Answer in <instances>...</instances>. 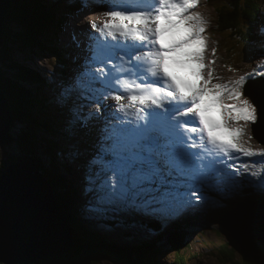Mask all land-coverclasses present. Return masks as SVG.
<instances>
[{"label": "snow or ice", "instance_id": "obj_1", "mask_svg": "<svg viewBox=\"0 0 264 264\" xmlns=\"http://www.w3.org/2000/svg\"><path fill=\"white\" fill-rule=\"evenodd\" d=\"M90 3L85 0V6ZM198 4L199 0H100L102 25L90 21L92 31L99 35L93 38L80 79L66 86V103L75 120L69 123L70 135L87 130L91 123L82 122L71 105L76 87L98 86L96 90L102 89L95 98L98 111L106 110L101 98L110 96L117 112L129 116L134 108L135 119L120 120L113 113L118 122L101 129L98 145L105 163L90 177L88 188L98 210L111 206L137 214L163 212L174 205L191 204L187 197L197 193V200L206 202L218 185L236 184V176L249 173L246 162L237 166L219 157H260L259 164L264 165V150L245 147L240 143L245 128L229 123L257 120L256 105L243 98L247 76L230 84H213L217 77L209 68L204 78L206 21L191 11ZM181 54L197 65L191 72L202 81L198 86L170 71H188L187 61L178 59ZM225 98L235 103L226 105ZM122 100L128 101V107L121 105ZM250 175L258 177L264 191V174L251 171Z\"/></svg>", "mask_w": 264, "mask_h": 264}, {"label": "rangeland", "instance_id": "obj_2", "mask_svg": "<svg viewBox=\"0 0 264 264\" xmlns=\"http://www.w3.org/2000/svg\"><path fill=\"white\" fill-rule=\"evenodd\" d=\"M51 1L52 2H50V4L53 6L55 16L60 21V23L56 22V27L50 28L48 26V28H45L44 35L46 37H52V34H55V42L53 43L52 40H47L48 42L46 43L42 42L46 52L30 49L22 54L20 52L13 51L12 57L21 62V64L27 68H31L35 71L37 70L40 75L42 73V79H44L45 82L40 89L42 95L44 94L49 98V102L47 103V110L42 112L38 110L36 112V117L43 125L47 122L52 125H59L61 132L57 133V136L60 142L66 146L67 152L69 153L68 155H72L73 151H79L80 154V150L78 149L80 148V145L78 142L81 140L82 133L76 131L75 134L70 135L72 129L69 126V123L71 122L74 124L75 120L72 117V113L69 111L68 103H66V101L69 99V97L66 95V86L74 85L75 82L80 79V74L84 71L86 57L90 55L89 48L94 47L92 45L93 38L99 35L98 33H94L92 31L90 27V21L94 20L97 25H100L99 21H101L103 17L99 16L98 13L104 9L99 6L100 0H91V3L88 6H85V0H83L82 9L78 12H70L69 14L67 9L63 10L62 7L63 5H66L69 2H75L76 0ZM258 7H260V9L258 10V18L256 20L257 38L253 43H251L252 45H248L249 42H247V39L244 35L245 25L243 24V20L238 22L239 26L237 27V31L234 32L236 33L235 36H233V33L230 34L229 32L221 34L215 32L217 31V14L215 8L210 5L209 0H199L198 6L191 10L193 12L196 11L199 13L206 21L204 25L205 32L203 34L207 45L204 52V64L206 66L203 70L204 78H207V72L209 68L214 70V74L217 77V79L212 81L213 84H230L231 82L238 80L241 76H247V82L242 88L243 98H248L254 105L256 101L259 99L262 100L264 97L263 94H261L264 92V90H262L264 89V75L256 74L259 72H264V32H262V29H264V0H259ZM58 8L60 10L57 13L56 9ZM54 12L49 13L52 15ZM15 14H17L19 16V20H21L19 15L20 12L16 11ZM22 21L25 22V19ZM43 21L46 25L49 22L45 17ZM12 26L16 32H23V28L19 22H17L16 25L12 24ZM89 39L91 42L90 46ZM248 46H252V50H250ZM49 48H53L58 51H68L67 56L70 59L69 65L67 66L68 74L71 71V75L77 74V76L69 75V77L66 78L63 72L65 67L62 58L53 51H50ZM214 49L215 55H213ZM189 50L191 51L194 49ZM213 60H215V64L211 63ZM2 68L3 66L0 63V69L2 70ZM250 73L253 75H249ZM221 74H224V76ZM20 79L23 80L21 83L16 82L19 87L23 88L24 90L27 89V91L31 93L36 92L34 90L35 86L33 87L24 78ZM85 83L87 84L86 78ZM200 83H202V81H199V84ZM97 87L98 86H90L87 87L86 90L76 87L71 95V105L74 111L78 113L80 120L84 123H88L90 120L94 121V123L91 122L90 131H87L89 134H91V136L94 137H97V135L101 136V129L105 126L111 127L113 124L117 123L112 115L113 113L116 114L117 105L116 102L110 98V96L107 98H101L100 102L105 106L106 110L98 111L95 98L100 96L102 89L96 90ZM39 99L40 98H38V100ZM120 103L121 105L128 107L127 100H122ZM224 103L226 105L229 103L233 105L235 102L225 98ZM137 107L139 106L137 105ZM131 110L135 111L134 108H130V111ZM256 114L257 120L255 123L248 122L246 124L245 121L240 120L241 122L232 121L230 124L232 127L239 126L245 128V136L240 141V143H242L245 147H249L252 150L259 152L264 150V145L256 139L253 131V125L259 121V110L257 106ZM119 115H122L124 120H128L125 118L123 113L119 112ZM134 116L135 115L133 112L132 117ZM20 117L22 116H19L18 120H16L14 123L11 122V134L15 139L22 137L21 135L24 134L23 131L28 129L27 120ZM93 117H95V119H93ZM215 119L220 120L221 118L215 117ZM93 124L96 126L92 127ZM41 128L43 129V134H41V136L48 139L49 136L46 135V133L49 130L46 127ZM223 134L229 135V133L226 131H224ZM249 136H251L252 139L249 140ZM50 137L53 139L55 138L54 136ZM37 143L40 144L42 142L40 140L39 143L36 140L35 144ZM70 145L74 146V148H70ZM18 153L19 149L14 141L5 148H0V159L3 162L8 156ZM81 155L84 154L81 153ZM72 156L75 160L85 164V166L81 168V176H84L85 178L84 183H82V181L80 183L79 175L78 178H72L70 176V179L73 182V186L76 187L78 191H80L78 195L82 198V203H79V208L84 211V215L82 217V220L84 221L83 224L86 225L89 230H97L102 235L109 237L111 241L120 245L123 244L129 246L138 245L140 242H146V240L149 239V236L155 234L154 232H146L144 229L141 232L142 228L138 226H131L127 228L123 223H117V220L124 218V216H120V213H118L119 211L122 215H126L127 219L131 217L134 220H139V218L145 217L147 218L148 222H152L155 220L152 219V216H156V212L148 214L134 213V215L130 216L132 213L118 208L114 209L111 206H108L103 210H98L96 201L92 194L88 191V188L90 186V177L94 176L95 172L104 166V159L102 158V155H98L96 153V150H87L86 157L88 162L94 163L96 166L90 165L95 172L88 175L87 169L89 167V163H85L83 158L79 159L80 155L78 154ZM260 160V157L241 156L237 160L227 161V164H230L231 162L237 166L241 161L246 162L249 165V173H244L243 168H238L240 173H244L243 176L235 177L238 183L233 184L231 182H224L218 185L217 188L213 189V192L219 194V197L209 196L206 202H200L197 200V195H199V193H197L196 195L187 197V199L191 200V204L174 205V210H178L179 219L196 218L190 217L194 214H197L198 217H202L204 216L202 213L208 214L206 215L208 217H213L211 215H215L217 217L224 216L228 215L229 212L232 211L237 213V211L240 210L237 208L238 205L245 204V199H243L241 195L231 192H237L239 187H241L244 183L253 184L259 187L258 177H252L250 172L257 171L258 173L264 174V165L259 164ZM218 166L223 167L222 164ZM227 171L231 172L233 169L228 168ZM60 173L63 176H67L66 173L62 172L61 170ZM60 192L61 189H57V198ZM244 206L247 207L246 205H243V207ZM81 216H79V218H81ZM236 219L239 220L237 217L235 220ZM217 226L220 227H217L216 230H200L195 234V240H191L192 244L194 245L193 251L189 257L195 256L191 259L192 261L190 264H223L219 260V256L221 255L220 252L225 250L226 247L236 245L239 243V241H241L235 235L229 234L228 230L220 223H217ZM214 231L215 234H211ZM260 254L262 257H264L263 248L260 250ZM175 256L176 253L173 251V249L171 250L169 247H162V250L158 255V259L160 262L163 260L165 263H171L174 261V258H176ZM254 256L256 257L257 255L254 254L253 258ZM95 258L97 259L96 261H98L97 264H121L112 257L97 256ZM254 262H256V258H254ZM245 263V259L242 258V264ZM262 264L264 263L262 262Z\"/></svg>", "mask_w": 264, "mask_h": 264}, {"label": "trees", "instance_id": "obj_3", "mask_svg": "<svg viewBox=\"0 0 264 264\" xmlns=\"http://www.w3.org/2000/svg\"><path fill=\"white\" fill-rule=\"evenodd\" d=\"M50 2L52 1L22 0L21 2V0H16L13 7L7 13V23L3 32L4 46L0 49V63L3 66L2 70L0 69V91L3 92L12 107V123L18 120L19 116H22L20 118L27 120L28 123V129L23 131L22 137L15 139V143L22 153L33 155L35 163L49 179L54 193L57 194V189H61L58 196L59 208L61 213L67 218V221L70 222L72 237L77 243V247L70 250L62 259L34 264H97L98 261L95 258L97 256L114 257L125 264H190L191 259L195 256L189 257L193 251L194 244H192L191 240H195V234L200 230H216L217 227H220L217 226V223L228 219L236 212L232 211L228 215L218 217L215 215L208 217L206 213H202L204 214L202 217L194 214L190 217L196 218H178L177 220L168 214L160 217L155 216L154 222L140 220L137 223L134 221L129 227L135 225L142 228L141 232L144 229L146 232L155 233L149 236L148 240L145 239L146 242H140V244L134 246L117 244L97 230H89L83 224L82 217L84 211L79 208V203L82 199L79 197V191L73 186V182L70 179V176L78 178L80 173L69 164L71 158H74L72 155H68L67 148L62 145L57 136V133L61 132V128L57 124H54V126L48 122L43 125L36 117L38 110L40 112L47 110V103L49 102V98L44 94L42 95L40 89L45 82L42 79V73L40 75L37 70L27 68L12 57L13 51L22 54L30 49L46 52L42 42L46 43L48 42L47 40L55 42V34H52V37L47 36L48 38L44 35L45 28H48V26L50 28L56 27L57 23H60L55 16ZM209 2L215 8L217 14L216 33L229 32L235 36L236 33L234 32L237 31L238 22L243 20V24L245 25L244 35L247 42L253 43L257 38L256 20L258 18V10L260 9L258 7L259 0H209ZM82 6V1L76 0L75 2L63 5L62 9H67V12L70 14V12L80 11ZM59 10V8L56 9V12L58 13ZM16 11L20 12L21 20L15 14ZM49 12L54 13L51 15ZM44 17L49 21L47 25L44 24ZM23 19H25V22L22 21ZM17 22L22 26L23 32L18 33L13 28L12 24L16 25ZM49 50L62 58L64 67L65 64L69 63V59L67 58L68 51H58L53 48H49ZM65 57L67 58L66 60L63 59ZM64 71L67 74V70ZM20 78H24L33 87L35 86L34 90L36 92L31 93L27 89L24 90L19 87L17 83L23 81ZM38 98L40 99L38 100ZM41 127H46L49 130L46 133L49 136L48 139L41 136L43 134ZM77 131L79 133L84 132V130ZM50 136H54L55 138L53 139ZM36 140L39 143L41 140L42 143L35 144ZM92 142L98 145V138L93 137ZM11 161H14V155L4 162L0 159V174ZM76 162L79 161L76 160ZM60 170L66 173L67 176H63ZM244 201L245 204L238 205V209L241 210L243 205H252L254 203L264 205V191H248L245 194ZM155 222H163L162 227H159V224ZM211 234L214 235L215 231ZM162 247H169L175 251L176 258H174L173 262L165 263L163 260L160 262L158 255ZM220 254L219 260L223 264H242L240 251L235 248V245L226 247ZM249 258L251 261L250 255ZM245 264L248 263L246 262Z\"/></svg>", "mask_w": 264, "mask_h": 264}, {"label": "water", "instance_id": "obj_4", "mask_svg": "<svg viewBox=\"0 0 264 264\" xmlns=\"http://www.w3.org/2000/svg\"><path fill=\"white\" fill-rule=\"evenodd\" d=\"M15 1L0 0V49L4 46L7 13ZM261 94L264 96V92ZM255 105L259 110V121L253 125L254 136L264 145V97ZM11 122V105L0 91L1 149L15 141ZM13 155L14 161L9 162L0 174V264H34L62 259L77 247L70 222L61 213L52 185L33 155L22 153L20 148L19 153ZM236 217L239 220L236 221ZM220 224L241 240L235 248L248 264L264 263L260 254L264 249L263 204L244 206ZM254 254L257 255L254 256L256 262Z\"/></svg>", "mask_w": 264, "mask_h": 264}, {"label": "bare ground", "instance_id": "obj_5", "mask_svg": "<svg viewBox=\"0 0 264 264\" xmlns=\"http://www.w3.org/2000/svg\"><path fill=\"white\" fill-rule=\"evenodd\" d=\"M196 12V11H195ZM197 13V12H196ZM104 18L101 19L100 25H102V21ZM92 45L94 46V43H92ZM178 59L181 60H186L187 64H186V68L188 69V71H180L179 69H172V70H176L175 76H177L178 78L182 79L183 81H187L193 85H199V80L197 79V77L192 74L191 69H194L197 67V65L193 62L187 59V57L183 56L182 54L178 56ZM222 76H224V74H221ZM220 76V75H219ZM229 106H231V104H228ZM133 113V112H132ZM135 113V112H134ZM125 118H127L128 120H133L135 119V116L132 117V115L129 116H125ZM126 120V119H125ZM220 122H222V119L219 120ZM232 121L230 120L229 123H231ZM241 122V121H240ZM198 125V124H197ZM236 125V124H235ZM237 126V125H236ZM222 132L224 133V130L222 129ZM193 136H195L197 139H199L200 134L199 133H195L192 134ZM206 140V137H205ZM195 149V148H194ZM227 163V161H226ZM67 219V218H66ZM225 221V220H224Z\"/></svg>", "mask_w": 264, "mask_h": 264}]
</instances>
